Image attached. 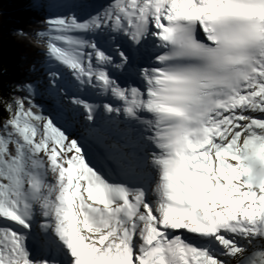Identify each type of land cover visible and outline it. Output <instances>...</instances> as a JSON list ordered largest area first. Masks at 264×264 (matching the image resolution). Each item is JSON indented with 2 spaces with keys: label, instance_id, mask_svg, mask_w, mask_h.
<instances>
[{
  "label": "snow or ice",
  "instance_id": "1",
  "mask_svg": "<svg viewBox=\"0 0 264 264\" xmlns=\"http://www.w3.org/2000/svg\"><path fill=\"white\" fill-rule=\"evenodd\" d=\"M29 2L0 264H264V0Z\"/></svg>",
  "mask_w": 264,
  "mask_h": 264
},
{
  "label": "trees",
  "instance_id": "2",
  "mask_svg": "<svg viewBox=\"0 0 264 264\" xmlns=\"http://www.w3.org/2000/svg\"><path fill=\"white\" fill-rule=\"evenodd\" d=\"M43 11L34 8L29 0H0V63L9 73L15 72L22 56L40 58V50L19 43L11 33L38 26Z\"/></svg>",
  "mask_w": 264,
  "mask_h": 264
}]
</instances>
